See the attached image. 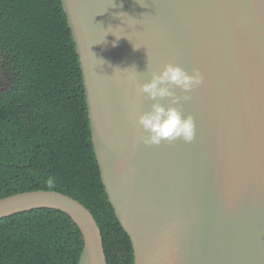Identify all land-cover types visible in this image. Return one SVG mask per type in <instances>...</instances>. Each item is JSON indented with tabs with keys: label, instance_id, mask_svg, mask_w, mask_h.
Here are the masks:
<instances>
[{
	"label": "water",
	"instance_id": "95a60500",
	"mask_svg": "<svg viewBox=\"0 0 264 264\" xmlns=\"http://www.w3.org/2000/svg\"><path fill=\"white\" fill-rule=\"evenodd\" d=\"M60 3L100 179L133 264H264V0ZM168 63L204 77L180 105L195 137L144 145L129 113L139 103L149 110L137 89ZM36 209L60 211L77 226V264H107L93 216L66 195L1 199L0 220Z\"/></svg>",
	"mask_w": 264,
	"mask_h": 264
},
{
	"label": "trees",
	"instance_id": "16d2710c",
	"mask_svg": "<svg viewBox=\"0 0 264 264\" xmlns=\"http://www.w3.org/2000/svg\"><path fill=\"white\" fill-rule=\"evenodd\" d=\"M66 195L97 223L107 264H133L100 179L75 45L60 0H0V200ZM81 233L64 213L0 220V264H77Z\"/></svg>",
	"mask_w": 264,
	"mask_h": 264
},
{
	"label": "clouds",
	"instance_id": "9594fccd",
	"mask_svg": "<svg viewBox=\"0 0 264 264\" xmlns=\"http://www.w3.org/2000/svg\"><path fill=\"white\" fill-rule=\"evenodd\" d=\"M204 77L199 69L191 73L179 65L168 63L159 72H153L151 79L141 84L137 89V97L144 96L152 101L149 110L141 111V103L129 113L136 127L144 133L139 142L144 145H160L162 142L172 143L182 140L190 143L195 137V123L191 114H184L181 101H188V95L197 86H202ZM173 86L182 95L173 91ZM168 98L164 106L159 100Z\"/></svg>",
	"mask_w": 264,
	"mask_h": 264
}]
</instances>
